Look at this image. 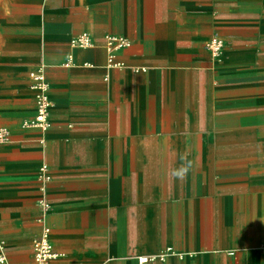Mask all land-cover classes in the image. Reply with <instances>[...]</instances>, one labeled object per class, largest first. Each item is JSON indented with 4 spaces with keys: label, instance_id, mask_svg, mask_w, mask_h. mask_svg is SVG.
<instances>
[{
    "label": "crops",
    "instance_id": "obj_1",
    "mask_svg": "<svg viewBox=\"0 0 264 264\" xmlns=\"http://www.w3.org/2000/svg\"><path fill=\"white\" fill-rule=\"evenodd\" d=\"M39 65L47 131L23 127ZM0 127L8 264H38L44 226L46 264L167 247L183 256L144 264H264V0H0ZM181 154L194 166L177 180Z\"/></svg>",
    "mask_w": 264,
    "mask_h": 264
},
{
    "label": "built area",
    "instance_id": "obj_2",
    "mask_svg": "<svg viewBox=\"0 0 264 264\" xmlns=\"http://www.w3.org/2000/svg\"><path fill=\"white\" fill-rule=\"evenodd\" d=\"M109 44H113L115 49H123L131 46L132 42L125 36H109L107 38ZM75 45L85 46L90 44L88 35L84 34L77 41ZM210 53L219 58L224 49V41L218 36H213L208 45ZM32 89L35 91V98L37 103L36 115L23 122L24 128H38L42 131H47L51 127L50 121V109L52 107V101L49 94V83L46 77V70L44 65H39L38 68L31 74ZM10 130L7 127H0V144L7 143L10 139ZM43 142V140L41 141ZM40 178L43 184H47L51 181V175L48 172L47 165H42L40 169ZM50 204L45 202L44 209L47 211ZM34 259L38 264H46L49 261L57 259L60 255L56 253L50 241V228L44 226L41 235L35 239L33 243ZM170 256H180L182 253H177L174 248L167 247L160 253L138 257V261L141 264L164 261ZM0 264H8V258L6 255V241L0 232Z\"/></svg>",
    "mask_w": 264,
    "mask_h": 264
},
{
    "label": "clouds",
    "instance_id": "obj_3",
    "mask_svg": "<svg viewBox=\"0 0 264 264\" xmlns=\"http://www.w3.org/2000/svg\"><path fill=\"white\" fill-rule=\"evenodd\" d=\"M180 160L182 161L180 167L173 169L171 172L173 179L183 180L187 177L189 171L193 169L194 162L189 160L186 154H181Z\"/></svg>",
    "mask_w": 264,
    "mask_h": 264
}]
</instances>
